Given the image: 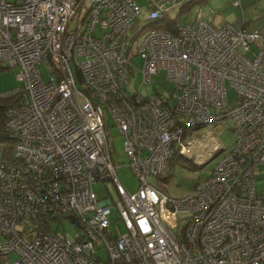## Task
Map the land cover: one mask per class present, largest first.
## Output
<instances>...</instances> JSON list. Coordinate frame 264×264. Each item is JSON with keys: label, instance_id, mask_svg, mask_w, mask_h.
Wrapping results in <instances>:
<instances>
[{"label": "built area", "instance_id": "1", "mask_svg": "<svg viewBox=\"0 0 264 264\" xmlns=\"http://www.w3.org/2000/svg\"><path fill=\"white\" fill-rule=\"evenodd\" d=\"M183 1L146 0L144 19ZM141 9L137 0H0V63L22 82L6 108L16 144L0 163L1 264H264V32L214 27L197 11L183 23L172 16L174 30L150 26L136 44L129 29ZM136 54L143 81L163 69L171 94L127 92ZM106 116L123 137L134 191L116 173ZM227 116L234 145L190 193L149 181L176 150L208 154L211 143L182 134L184 124ZM105 179L115 200L92 189ZM113 205L122 233L111 228ZM60 219L70 230L51 228Z\"/></svg>", "mask_w": 264, "mask_h": 264}, {"label": "rangeland", "instance_id": "2", "mask_svg": "<svg viewBox=\"0 0 264 264\" xmlns=\"http://www.w3.org/2000/svg\"><path fill=\"white\" fill-rule=\"evenodd\" d=\"M137 1L142 9L139 15L134 19L132 27L129 29L130 35L135 38L136 44L139 43L142 37L151 29L150 26H152L147 25L149 20L144 19V16L147 14L145 6L146 0ZM233 1L234 0H197L182 12L177 13L176 11L170 15L173 17L180 16L183 23L186 19H192L197 11H201L203 17L214 27L222 25L225 22H230L237 27L244 26L248 29H257L264 32V0H240V5L238 6H235ZM209 9H213V13H209ZM132 62L133 67H131L130 70L129 81L125 85V89L128 93L131 94L138 90L143 96L152 95L157 91L168 95L172 93L174 83L166 77L163 69H159L157 74L153 75L150 81L144 82L141 72L137 69L141 63L138 54L132 56ZM21 88L22 82L17 79L16 69L0 63V93L4 94ZM225 89L227 100L230 103L235 99L236 93L229 85L228 81L225 82ZM106 125V132L109 140L108 143L111 147L113 160L116 165V173L122 184L128 190L134 191L137 188L138 179L127 165L128 158L122 145L123 137L117 127L112 124L110 117L107 116ZM189 131H191V129ZM192 132L193 134H190V137L197 142L198 140H203L205 145H208L211 141L207 139H214L225 149L222 153L220 152L204 164H197L194 162V160L198 162L203 160V153L200 152L201 154H197V151H194L190 155V158H188V161L178 162L176 165H173L171 167V178L169 182L165 184L166 186L160 187V189L170 196L180 197L190 193L193 190V185L199 179L206 177L210 173V169L220 155L229 151L234 145V135L229 116L224 117L217 122L203 124L195 128V130H192ZM202 136H204L203 139ZM197 146L199 147V145ZM192 163L196 164L194 169L190 166ZM149 181L158 184V180L157 178H154V176H150ZM256 185L258 189L264 188V179H258ZM92 189L100 200L109 197L115 200L118 197L115 183L112 179L97 180L93 183ZM108 217L109 220L112 221L111 228L114 232L117 230L119 233L125 231L122 221L116 219L117 209L114 205L111 207V212ZM185 222L186 219L184 217L180 219V225H184ZM50 226L52 229L63 228L65 230H70L71 228L70 223L65 219L54 220ZM2 239L3 234L0 231V241H2ZM98 254L102 258H105L106 253L104 248L98 250ZM16 257L17 254L14 251L8 253L10 261H13Z\"/></svg>", "mask_w": 264, "mask_h": 264}, {"label": "trees", "instance_id": "3", "mask_svg": "<svg viewBox=\"0 0 264 264\" xmlns=\"http://www.w3.org/2000/svg\"><path fill=\"white\" fill-rule=\"evenodd\" d=\"M196 1L197 0H184L179 5V7L176 9L177 13L182 12L183 10L189 8L190 5ZM147 25L164 27V28L169 29V30H174L173 17L171 15H165L164 14V15H160L159 17H157L153 20L149 19V23ZM16 96H17V93L15 94V91H11V92L4 93V94L0 93V163H4V162L9 161L11 159L12 154H13V150H14V147L16 144L15 138L11 137L5 129V122H6V118H7L6 108L11 103H13ZM217 121H219V120H216L214 122H217ZM201 125H203V124H197L194 127H190V126L187 127V125L184 124L185 130L183 131L182 134L189 133L190 129H191V131L195 130V128H197ZM105 126H107V125H105ZM106 138H107V141H109L107 134H106ZM109 147H110V145H109ZM110 149H111V147H110ZM182 161H188V158L185 157L183 154H181L178 150L174 151L172 156L170 158H168V161H167V164H166L164 170L159 172L158 174H156L154 176V178H157L158 184H155L153 182H151V183L154 184L155 186H157L158 188H160L162 186H166L165 184L168 183L170 178H171V167L173 165H176L178 162H182ZM195 165H196L195 163L190 164L192 169H194ZM195 184L193 185V187L195 186ZM44 218L45 217L42 216V217H39L38 219L43 221ZM38 219L36 220L37 223H39ZM46 226H48V225H46ZM34 227H36V225ZM23 229H26V227H24Z\"/></svg>", "mask_w": 264, "mask_h": 264}, {"label": "water", "instance_id": "4", "mask_svg": "<svg viewBox=\"0 0 264 264\" xmlns=\"http://www.w3.org/2000/svg\"><path fill=\"white\" fill-rule=\"evenodd\" d=\"M223 150V146H221L219 143H217L216 141H211V146L207 148L206 152L208 153L207 155H205L203 157V160L201 162H198L196 160H194L195 163L197 164H204L206 163L208 160H210L211 158H213L214 156H216L217 154H219L221 151ZM185 157L190 158L189 154H183ZM205 159V160H204ZM259 178H261V176H259ZM71 221L74 220V217L71 216Z\"/></svg>", "mask_w": 264, "mask_h": 264}]
</instances>
